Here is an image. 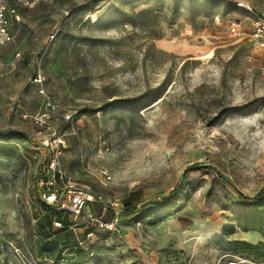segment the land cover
I'll return each instance as SVG.
<instances>
[{
	"label": "rangeland",
	"instance_id": "obj_1",
	"mask_svg": "<svg viewBox=\"0 0 264 264\" xmlns=\"http://www.w3.org/2000/svg\"><path fill=\"white\" fill-rule=\"evenodd\" d=\"M239 1L264 5L38 0L18 8L16 37L0 49V264H264L223 248L262 240L223 233L248 209L240 197L264 190V52ZM58 136L67 179L122 202L104 215L118 219L121 235L92 228L80 245L81 224L51 227L36 190ZM100 168L112 179L101 180ZM9 243L32 257L18 260Z\"/></svg>",
	"mask_w": 264,
	"mask_h": 264
},
{
	"label": "built area",
	"instance_id": "obj_2",
	"mask_svg": "<svg viewBox=\"0 0 264 264\" xmlns=\"http://www.w3.org/2000/svg\"><path fill=\"white\" fill-rule=\"evenodd\" d=\"M38 0H0V49L6 44L14 41L16 35L11 32L10 27L20 20L19 7H31L36 5ZM264 2V0H263ZM239 6L246 8L253 13V21L251 23L250 38L253 42L260 43L264 52V5L258 11H253L252 8L243 1L237 3ZM14 22V23H13ZM238 23L232 21L230 23V31L235 34L237 32ZM264 73V65L261 67ZM43 93V90H41ZM46 105H49L48 97ZM264 108V106H263ZM62 142L60 137L57 141L51 144L48 148L45 165L40 173L41 179L38 181L36 196L41 203L51 209L61 211L67 216L70 224L68 228L73 230L76 226L84 227L85 239L78 241L82 244L86 239L93 236L92 228L111 231L114 234L121 235L124 230L118 224V219L114 218L106 220L104 215L107 209H112L115 213L119 211L122 202L114 196H103L94 193L86 185L75 184L67 179L65 171L60 163V148L59 143ZM98 177L103 181L111 180V175L106 169L97 170ZM43 177V179H42ZM99 203L101 210H94L93 204ZM52 225L55 228L63 227L62 221L53 220ZM40 238V236L37 234ZM14 256L18 260H28V256L32 257L28 249L25 248L27 254H24L22 248L17 247L13 243H9ZM28 255V256H26ZM228 264H240L238 261H230Z\"/></svg>",
	"mask_w": 264,
	"mask_h": 264
},
{
	"label": "trees",
	"instance_id": "obj_3",
	"mask_svg": "<svg viewBox=\"0 0 264 264\" xmlns=\"http://www.w3.org/2000/svg\"><path fill=\"white\" fill-rule=\"evenodd\" d=\"M28 8V7H22ZM191 168V167H190ZM264 190L259 191L253 197H240L242 200L246 201L248 204V209H242L234 212L233 220L235 225L229 226L224 229L223 233L226 235H231L236 231L242 233H256L262 237V240L256 244L249 243L245 240H232L225 243L223 248L233 254H250L254 258L264 260ZM38 199V198H37ZM41 207L48 213H53L54 218L50 221L51 227L53 220L62 221L63 227L57 228V230H71L68 228L70 221L67 216H65L61 211L51 209L45 204L41 203L38 199ZM128 206V203H126ZM124 214H132L136 212V208L123 209ZM55 228V227H54ZM39 235L40 238L36 235ZM35 233L34 236L43 242L49 244L51 241L50 236L42 237L39 233ZM47 250V249H45Z\"/></svg>",
	"mask_w": 264,
	"mask_h": 264
},
{
	"label": "crops",
	"instance_id": "obj_4",
	"mask_svg": "<svg viewBox=\"0 0 264 264\" xmlns=\"http://www.w3.org/2000/svg\"><path fill=\"white\" fill-rule=\"evenodd\" d=\"M76 228H77V227H75V228L73 229V231H75V230H76ZM82 228L84 229V227H83V226H82ZM83 232H84V231H83Z\"/></svg>",
	"mask_w": 264,
	"mask_h": 264
}]
</instances>
